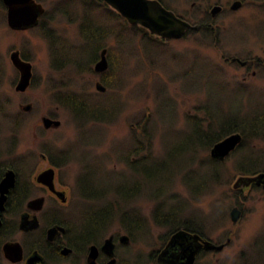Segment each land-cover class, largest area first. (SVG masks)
Instances as JSON below:
<instances>
[{
    "label": "rangeland",
    "instance_id": "374dc122",
    "mask_svg": "<svg viewBox=\"0 0 264 264\" xmlns=\"http://www.w3.org/2000/svg\"><path fill=\"white\" fill-rule=\"evenodd\" d=\"M38 1L46 8L40 24L14 31L0 0V164H19L21 173L27 168L33 177L49 165L40 157L49 147L55 160L65 161L57 174L69 191L57 211L68 222L85 223L110 207L96 241L129 234L121 250L130 260L140 256L151 264L149 256L169 233V225L154 220L161 204L166 212L178 211L181 223L196 222L214 241L231 239L202 264H264V190L234 188L246 174L238 169L242 161L256 173L264 171V121L259 136L220 164L210 163L212 145L206 146V132H216L224 121H258L264 115V80L253 81L246 68L227 60L264 56V0H242L238 10L230 8L235 0H162L178 15L194 24L211 23L214 30L203 27L182 41L156 45L154 52L163 55L154 62L150 53L140 57L141 28L102 0ZM216 4L224 10L212 17ZM104 34L110 36L102 39ZM104 47L112 78L106 94H99L94 65ZM16 49L33 65L24 93L15 90L19 71L10 54ZM74 94L89 95L100 109L110 101L115 113L108 121L97 119L102 112L94 119L78 116L65 102ZM26 104L30 111L21 109ZM45 115L60 119L61 127L44 130ZM22 160L30 166L20 165ZM203 181L202 189L194 188ZM36 192L39 188L33 196ZM234 206L242 211L237 222L230 217Z\"/></svg>",
    "mask_w": 264,
    "mask_h": 264
},
{
    "label": "flooded vegetation",
    "instance_id": "af4514ba",
    "mask_svg": "<svg viewBox=\"0 0 264 264\" xmlns=\"http://www.w3.org/2000/svg\"><path fill=\"white\" fill-rule=\"evenodd\" d=\"M223 10L224 7L222 8V11ZM181 17L184 18L183 16ZM198 25V29L187 31L180 39H165L154 35L147 29L141 27L140 52L142 53V56L140 57H142L143 60L144 55L150 53L152 54V60L154 62L155 60L160 59V55H163H158L154 52V49L157 48L155 47L156 45L161 47L166 46V44L171 41H182L190 32L201 33L205 28H209L212 31L214 30L211 23H206L205 25L204 23H201ZM203 27L205 28L203 29ZM206 30L208 31V29ZM109 36L110 35L108 34H104L101 38L106 39ZM93 38L94 36H91L92 40ZM87 49L88 47L85 50ZM104 50H106L108 67L105 71L98 72L95 70V66L101 60ZM108 50L107 47L102 49L100 57L96 59L94 65V75L96 79L95 87L99 94H106L108 90V86L106 85L107 81L112 78L110 72L112 61ZM95 57L96 54L93 59ZM172 57L173 59L178 58L175 55ZM227 60L246 68L247 76H251L253 81L257 78H260L258 81L264 80V56L253 55L248 59L234 56L230 59L227 58ZM188 71L189 70L184 71V76L190 75ZM98 83H100L105 90L98 88ZM263 89L264 85L262 87V90ZM88 96L89 95L85 94L70 95V98H67L65 102L72 106L78 116L89 115L87 118L91 117L94 119L98 112H102L105 116L102 117V115H98V120L108 121L112 118V115L115 112L112 103H109L110 101L106 102V105L100 109L101 106H92L90 103V96ZM253 96L255 97L257 95L254 94ZM91 97L96 98L99 96L92 95ZM71 101H73V104ZM65 102L62 101V104H65ZM45 116L55 118L53 115ZM43 117L44 116H42V118ZM42 118L41 122L43 124ZM52 129L53 128L44 127V130L46 131ZM45 150V152L40 153V157L42 160L48 162L49 165L38 171L33 177L27 175V168L21 173V170H19V164L16 166H8L5 163L0 164V183L9 170H14L16 174L14 186L8 187L7 190H5V198H3V202H0V264H89L88 256L92 245H96L99 249L97 256L98 264H143L142 257L137 256L134 260H130L125 253H122L121 248L128 245L130 242L131 236L129 234L111 233L109 235L113 237L114 242V256L111 257L101 249L104 241L109 236L106 237L102 243H97L96 241L99 235H103L100 232L104 229V227H100L102 225L96 221V219L89 220L85 223H72L63 218V215L59 213L60 211H57V209L59 208L58 206L62 207L67 203L69 191L64 185L59 183L57 172L58 168L62 166L65 161L55 160L48 153L50 150L49 147H46ZM1 156L2 153H0V157ZM24 161L22 160L19 163L20 165L24 164V166L27 167L29 163ZM48 169L54 170V189H51L47 184L38 181V176ZM94 177H96L95 174ZM250 186L256 185L252 183ZM34 188H39L40 190V193L36 192L35 196H33ZM59 193H62V196ZM36 198L43 199L40 208H33L29 204ZM108 209L110 210V207H105L103 210ZM34 218L37 219V224L32 222ZM23 220L26 221L22 222ZM182 223L184 225L181 228L170 230L159 248L149 256L151 264H186L187 256L193 249H197L194 264H202L201 261L206 256L212 253H218L224 249L218 250L216 248H208L205 245L206 241L211 242L212 245H218L222 242L214 241L208 237L196 222L190 221V226H193L194 228H188L187 225H185L186 222ZM99 224L100 226H98ZM135 225L139 226V222ZM135 225H133V227ZM179 230H184L187 233V236L183 239H174L172 242L171 240L173 239L174 234ZM124 235L129 236V241L126 243L122 241V236ZM170 242H172V244L168 246ZM166 248H168L167 252L162 254ZM6 251H13L14 255H17V257H19L21 252V260H18V258H15V260L11 259L6 254ZM113 259L114 261H112Z\"/></svg>",
    "mask_w": 264,
    "mask_h": 264
},
{
    "label": "water",
    "instance_id": "95a60500",
    "mask_svg": "<svg viewBox=\"0 0 264 264\" xmlns=\"http://www.w3.org/2000/svg\"><path fill=\"white\" fill-rule=\"evenodd\" d=\"M112 8L117 10L123 17H125L133 25H142L148 28L154 34L162 36L164 38H181L184 36L187 30L195 29L198 26L191 24L189 21L177 16L174 11L167 9L159 0H104ZM7 6V18L9 26L14 30H26L35 27L39 23L40 17L44 14V6L37 2L36 0H3ZM242 6V1L236 0L231 5L233 10H237ZM222 10L220 5H216L212 8L211 13L215 16L218 12ZM10 59L14 66L19 70L20 77L15 86L17 92H25L31 85L33 78V65L30 61L25 60L20 51L14 50L10 54ZM240 60V59H239ZM108 67V61L106 59V50L102 53V59L97 63L96 70L104 71ZM98 88L104 90V87L98 83ZM32 105L26 104L22 105L21 109L25 111L31 110ZM43 124L46 128H58L61 126V121L52 119L50 117H43ZM243 140V135L240 132H235L227 135L222 140L216 142L211 148V157L213 159L224 161L227 156L231 154ZM15 172L14 170H9L6 173L5 178L0 183V202H3L5 190L8 187L14 186L15 184ZM38 181L47 184L51 189H54V170L48 169L42 172L38 176ZM251 182H255L257 185H262L264 188V172L258 174L254 177H241L234 185L237 188L240 185H248ZM62 196V193H59ZM43 199L36 198L32 200L29 204L33 208H40L42 206ZM241 214V210L238 207H234L231 210V219L237 221ZM23 220L22 222H25ZM32 222L37 224V219L34 218ZM24 224V223H23ZM23 226V225H22ZM53 231V229H52ZM187 236L184 230H179L173 236L171 240L183 239ZM123 242L129 241V236H122ZM172 242L168 244L171 245ZM230 240L226 242L229 244ZM226 244L212 245L211 242L206 241L205 245L208 248L222 249ZM12 245V244H11ZM102 251L108 256H114V242L113 237H108L102 247ZM167 249L162 253L165 254ZM99 249L96 245L91 246V250L88 256L89 264H98L97 256ZM197 249L190 251L187 256L186 264H194ZM6 254L11 259L21 260L22 254L20 252L19 257L14 255L13 251H6ZM114 261V259L112 260ZM110 264V263H109Z\"/></svg>",
    "mask_w": 264,
    "mask_h": 264
},
{
    "label": "trees",
    "instance_id": "16d2710c",
    "mask_svg": "<svg viewBox=\"0 0 264 264\" xmlns=\"http://www.w3.org/2000/svg\"><path fill=\"white\" fill-rule=\"evenodd\" d=\"M206 29L209 30V28H206ZM23 56L24 58L27 59L25 55ZM72 104H73V101H72ZM219 125L221 128L223 127V129H219L220 128ZM219 125H218L219 128L216 132H206V136H208V138L210 137L209 142L207 143L206 146H211L212 144L221 140L228 134L232 132H236V131L241 132L244 137L243 142L240 145V147L242 145H245L248 139L252 138V135H253V138L260 135V131H259L261 127L259 126L260 120H258L257 122H254V120H250V119H242L241 121H238L237 119L233 121L226 120ZM200 145L205 146L203 144H200ZM209 161H211L210 163H213L214 165L220 164V162H217L211 158H209ZM246 162L247 161L244 160L242 161V163L239 164L238 169L241 171V173H246V174L255 173L256 171H254L255 170L253 167L254 165L250 166ZM212 177L214 178V175ZM203 185H204V181L201 182L200 184H196L194 188L197 190H200V188L201 189L203 188ZM161 206H162L161 204L158 205L154 211V220L156 223L161 224V225H169L170 230L181 228L184 225L183 223H181V219H179V216L177 215L178 211L172 210V211L166 212L165 209L162 208ZM109 215H110V212L108 214V210H102V212L97 213V215L95 216L97 218L96 221L103 222L104 219L107 218ZM184 223L185 225H187L188 228H194L193 226H190L189 220H185Z\"/></svg>",
    "mask_w": 264,
    "mask_h": 264
}]
</instances>
